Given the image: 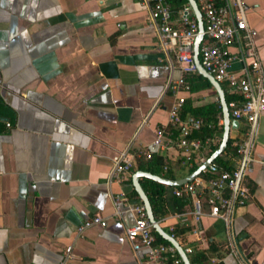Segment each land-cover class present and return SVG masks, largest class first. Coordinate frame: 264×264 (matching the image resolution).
Listing matches in <instances>:
<instances>
[{
  "label": "crops",
  "instance_id": "1",
  "mask_svg": "<svg viewBox=\"0 0 264 264\" xmlns=\"http://www.w3.org/2000/svg\"><path fill=\"white\" fill-rule=\"evenodd\" d=\"M243 2L264 72V0ZM178 77L170 56L157 49L139 0H0V264H58L66 247L67 264L143 260L144 250L134 254L124 239L132 216L113 218L111 199L122 192L139 202L129 195L136 160L145 162L138 153L166 126L174 100L166 85ZM184 97L191 108L217 101L209 89ZM242 138L229 129V140ZM122 151L131 155L133 172L121 184L110 183L111 160ZM152 156L163 163L157 167L162 178L182 179L194 166L182 164L173 149ZM244 185L250 197L235 211L229 234L238 257L258 264L264 254V114ZM173 189L165 186L159 227L183 231L176 242L199 248L203 264H236L222 223L205 214L194 223L187 215L191 205L176 211ZM93 216L106 226L75 236V227ZM194 227L197 235L190 233Z\"/></svg>",
  "mask_w": 264,
  "mask_h": 264
},
{
  "label": "built area",
  "instance_id": "2",
  "mask_svg": "<svg viewBox=\"0 0 264 264\" xmlns=\"http://www.w3.org/2000/svg\"><path fill=\"white\" fill-rule=\"evenodd\" d=\"M194 2L202 22V39L197 54L199 65L231 97L225 102L228 115L238 123L236 130H240L243 138L240 141L230 139V151L225 157L231 163V168L224 169L211 162L190 182L174 187L172 194L176 198L186 197L190 200L191 211L187 215L194 223H198L204 214L219 220L227 235L228 254L235 259L236 264H250L248 260L238 257L229 232L235 211L250 197L244 180L251 172L252 142L258 120L264 114V72L254 42L257 32L246 23L245 12L248 8L243 0ZM139 5L146 13L147 26L155 32L157 49L170 56L179 77L166 85V90L174 98L166 126L154 130V139L140 150L138 157L148 161L158 149H173L180 155L182 164L191 163L198 167L206 160V154H210L212 147L219 144L218 130L222 128V120L217 119L215 131L210 137L198 140L191 135L201 128L202 120L179 116L185 101L184 95L189 92L187 78L197 74L192 59L193 42L198 35L197 23L187 3L176 12H172L167 0H139ZM233 47L236 48L234 53L230 51ZM240 125L244 129H239ZM111 162L108 182L123 183L132 168L131 155L127 151L119 152ZM163 170L166 168L163 167ZM111 203L113 218L119 219L124 212L133 218V224L125 228L123 234L134 254L144 250L143 260L139 264H179L180 260L175 258L176 253L169 244L155 241L151 224L140 202L131 203L120 192L112 197ZM94 226L104 228L106 220L93 216L75 227L74 234L79 236ZM190 233L197 235L198 230L194 227ZM70 250V247L65 248L58 264H67L72 259ZM182 250L187 255L192 249L186 247ZM209 264H219V261L210 259ZM258 264H264V254Z\"/></svg>",
  "mask_w": 264,
  "mask_h": 264
},
{
  "label": "trees",
  "instance_id": "3",
  "mask_svg": "<svg viewBox=\"0 0 264 264\" xmlns=\"http://www.w3.org/2000/svg\"><path fill=\"white\" fill-rule=\"evenodd\" d=\"M167 1L170 5L172 12H176L182 5L186 4V0H167ZM188 84H189V90L191 92H196V91L203 90V89L213 90L211 86L209 85V83L199 75H195L193 78L190 77L188 79ZM221 89L224 91L225 102H228L231 97L226 94L225 89L223 87ZM179 116L181 118L190 116V117L202 120L201 128L196 132H192V138H195L198 140H203L205 138L210 137L215 131L214 127H215V123L217 119L221 117L220 108H219L217 101L204 104L199 107L191 108L186 100L184 101L180 109ZM221 131H222V128L218 130L219 135H221ZM229 143H230V140L228 139L226 143V147L223 151V154L215 158L213 161V163L217 164L218 166H221L224 169H229L230 167V163L225 157L226 154H228L230 151ZM216 148L217 146H215L211 150L210 154H208L207 157H209ZM136 161H137L136 171L133 172V169L131 168L132 169L130 170L131 172L135 173L137 171H142V172H147L151 175L160 177L157 167L161 166L163 163L159 157L151 156L150 160L145 161V162H142L140 159ZM195 169H196L195 166H192L191 168H189L187 170V175H189ZM203 176L204 175H201L200 177H203ZM163 178L167 180H173V178L168 174L163 175ZM139 185L142 191L144 192V194L146 195V198L149 202L154 220L158 222L166 213L165 205H164L165 186L157 182L151 181L149 179H146V178H141L139 181ZM129 195L138 201L137 196L133 190L130 191ZM185 205H191L190 200L188 198L186 197L176 198L175 197L174 206H175L176 211L180 212L181 209ZM182 232L183 231L167 232V234L172 235V238L175 241H177L178 236ZM153 235L157 243L168 245V243L162 240L157 234L154 233V231H153ZM186 256L188 258L189 264H203L205 262L204 258L202 257L201 250L199 248L192 249L191 253L187 254ZM175 258L179 260L176 254H175ZM179 264H181V262H179Z\"/></svg>",
  "mask_w": 264,
  "mask_h": 264
},
{
  "label": "water",
  "instance_id": "4",
  "mask_svg": "<svg viewBox=\"0 0 264 264\" xmlns=\"http://www.w3.org/2000/svg\"><path fill=\"white\" fill-rule=\"evenodd\" d=\"M186 3L190 7L192 14L194 16V19L197 23L198 35L195 37L194 42H193V47H192V54H193L192 59H193V63H194L195 69H196V73H197V75L201 76L202 78H204L209 83V85L211 86V88L213 89V91L216 95L218 105L220 108V115H221V120H222V132H221V136H220V142H219L217 148L214 150V152L208 158H206V160L202 164H200L198 167H196V169L193 172H191L189 175H187L186 177H184L182 179L167 180L165 178L155 176V175H151L147 172H142V171H137V172L133 173L131 176L132 190L135 192L137 199L139 200V202L143 206L146 219L149 222V224H151L152 230L154 231L155 234H157L162 240L167 242L174 249V251H175L176 255L178 256L181 264H189L187 256L184 254L182 248L178 245V243L172 237H170L167 233H165L159 227L158 222L154 220L149 202L146 198V195L144 194V192L142 191V189L138 183V179L139 178H146V179H149L151 181L157 182L159 184H162V185L168 186V187H179L185 183L190 182L193 178L197 177L200 174V172L208 164L213 162L215 158L219 157V155L223 153V151L226 147L227 140H228L229 129L236 130V128L238 126V123L236 121L229 119V115H228V111H227L226 103H225V99H224V94H223V91H222L220 85L218 83H216L212 79V77L209 74H207L199 65L197 54H198V45L202 39V36H201V32H202L201 16L197 10V7L195 5L194 0H186Z\"/></svg>",
  "mask_w": 264,
  "mask_h": 264
}]
</instances>
